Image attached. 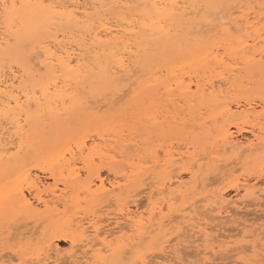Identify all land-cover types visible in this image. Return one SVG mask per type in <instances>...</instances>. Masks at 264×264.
I'll return each instance as SVG.
<instances>
[{
  "label": "bare ground",
  "instance_id": "obj_1",
  "mask_svg": "<svg viewBox=\"0 0 264 264\" xmlns=\"http://www.w3.org/2000/svg\"><path fill=\"white\" fill-rule=\"evenodd\" d=\"M122 1L124 0L120 2ZM120 2L119 0H0V62L3 61L5 57L15 59L16 47L13 42L18 43L24 37L33 36L38 29H42L45 26L48 27L54 18H57L58 22L66 21L72 22V24L83 25V30L78 31V35L74 34L67 36L70 34L66 35L63 33L64 37L60 39V41L50 37L52 40L50 41L49 39V42H46L50 44L44 47L46 51H42L43 54L46 52V57L43 56L45 60L41 63L43 64L42 66L46 68L47 74L45 73L46 76L44 78H40L41 85H38L39 87L37 86L39 93L31 89L29 90L30 92H26L28 86L23 83L25 75L17 76L12 72V75L7 77L8 75L2 73L5 72L2 71L3 68L1 70L2 72H0V222L2 220L4 222L2 224L0 223V238H2L0 239V245H4L3 247L5 249V245H10L9 247L11 248L7 246L10 250L15 247L14 250L17 251H12L16 254L15 258L17 257L22 261L20 264H27V260L29 259L32 262H30V264H49L50 262L51 264H58L60 259L66 256L70 264H78L83 259H85L84 264H107L112 261L116 263L121 261L123 257L122 254L125 252L127 254L131 250H134L137 245L145 240H152L155 237L154 234L162 227L163 221L154 222L153 217L147 218L148 216L146 217L143 215L144 218L142 213L139 215L138 211L135 210L134 212L128 206L130 203L136 204L137 202L131 194L133 193V188L152 178L150 167L146 166L150 164L151 160L148 163V158L142 160L141 156L137 155V163V160L134 158L135 156L130 154L131 150L128 151L130 144L124 145L121 148L117 146L119 142L118 139L122 138L120 132L126 127L124 123L122 125L125 127L120 124L122 127L121 129L118 124L122 121L124 122L127 115L121 111L123 109L117 107L116 101L113 100L106 105L104 104L105 107H107L105 111H102L103 108L100 106H97V108L95 107L97 109L96 113L100 114V118H102L105 123L102 130L99 133L97 132L101 140L106 143L103 147H91L90 145L91 148H89L86 139L87 137L92 138L94 134H88L85 139L76 140V150L72 149L71 144H68V142L64 146H59L55 151L50 150L47 153L45 152V155L44 153L42 155V153L35 148L36 146L33 148L35 140L39 143L43 135H38L37 131H35V127L32 125V120H34L35 117L30 110L33 101L38 104L41 112L43 111L44 113V110H47L50 113L60 116L70 114L73 110L86 109V103L80 99L78 94H75V88L79 83L83 85L86 80H91V78L95 79L102 86L101 88L99 87V93L104 92L106 86H113V89H120L119 84L122 80L130 83V81L134 79L135 60L137 61L138 59L140 62L141 53H144V56L145 54L148 55V52H150L149 49L151 48L150 46L158 42L161 37L167 36L168 38H172L175 42L174 46L176 49L185 46L187 55L181 58L179 62L173 61L166 63L162 68L163 70L157 69L156 71L150 72L148 80L139 83L136 79L135 82L133 81V85H129L133 87L134 84H140V89L136 98H142L143 100L148 98L151 102L148 103V100H145V102L139 105L138 112L136 111L137 113L134 117L136 119L139 116L136 121L139 120L143 123L150 121L155 126L179 123V118H177V116H170L167 115V113L163 115L160 114L158 107L161 103L149 99L151 92H156L157 88L162 86V89L165 90V94L170 97V99H168V103L170 104H173V100L179 97L181 99L183 98L187 104L196 103L199 107L205 106L212 110L215 116L212 117L216 123L214 127L211 125L213 128L210 127L209 124L207 125L209 127H207L205 125L207 123H201V129L203 131H201L200 134H205L208 137L212 136V138H214V142L217 146L216 150H222L223 155H225V157L227 156V159H225L227 162L231 160V157L234 162L240 161L241 156L245 154H250L251 156L256 155L260 150L264 149V127L262 126L259 127L257 124L251 125L250 134L252 135V139L248 138L243 142L240 141L241 139L239 140L237 138V135H242L245 130L243 127H240V125L238 126L235 124L234 121H230V118L226 120L227 115L233 117V112L231 107L222 102L227 94L224 92L225 89L223 90L222 86L215 83L217 80L223 79V72L225 71H227L230 76L229 78H231L236 71V66L239 64L244 66H258L264 63V0L256 3L254 7L251 6L254 5V3H249V0H149L148 2L146 0L145 3H142L144 6H142L141 9L139 8V10H136L137 5L134 6L136 11H133V9L129 10V16H125L124 11H119V13L116 11L118 8H121ZM230 2H232V8L231 6L230 8L236 9L233 11V14L236 12L239 13L238 16H234L233 18L231 17L232 14L226 16L228 10H223L226 14H222L223 11L221 10L225 4ZM125 4L129 3L125 2ZM139 5L141 6V4ZM245 6L248 7L244 8ZM106 7H109V9L113 11L112 14H115L114 16L119 19V21H117L118 23L112 24L109 22L110 20L102 19L106 17H100L103 15H101L100 12L103 13L109 10L106 9V11H101ZM125 10H127V8ZM126 12L127 11H125V14H128ZM95 15L99 16L95 17ZM114 16H112V19ZM116 20L117 19L114 21L116 22ZM216 29L221 31L222 36L217 39L215 38L213 43H209L204 36L211 31L214 32ZM59 32H61V30H59ZM44 45L45 44H43V46ZM51 46L54 47V49H52ZM220 50H222L223 53H220ZM39 52L41 53V50ZM42 53L41 57L43 55ZM144 56L142 55V58H144ZM138 61L137 64H140ZM13 64H18V62L13 61ZM164 71L166 75H168L167 80H162L160 78L161 75L163 76ZM191 73H194V76ZM187 75H189L188 80ZM225 76L226 75H224V77ZM219 77L221 79H219ZM22 83L24 87L20 86ZM25 86H27V88H25ZM80 86L81 85H79V88L81 89L82 87ZM79 88H76V93H78L77 90H79ZM95 92H97L96 89ZM124 93L123 96L118 97V102L119 98L123 100L122 97L124 98L127 96V91H124ZM146 103L150 105L148 106ZM144 105L147 106L144 107ZM165 105L167 106L166 102ZM95 108L93 107V109ZM40 109H37V111ZM236 110H239L237 115L256 117V115H254V106H252L249 100L245 101L243 108L240 103H237ZM36 114V117H38L39 113L37 112ZM219 116L223 118L221 123L217 122ZM187 117L188 116L185 118ZM194 117L196 118V116ZM180 123L185 125L182 119ZM130 126L131 125H127V127ZM197 128L199 127H194L196 130ZM233 128H236V130L234 131ZM117 129L121 131L116 132ZM109 131H111L110 133L112 134H109ZM128 131H131V129L128 128ZM124 132L125 131H122V133ZM33 134H35L34 139ZM107 136H112L113 142L116 145H109V139L108 141L105 139ZM180 140L181 139H179V141ZM113 142L110 141V144ZM94 143H96V141ZM141 144H139V147L137 146V148L140 149L136 148L135 150L141 152V149H143ZM197 144L199 143H196V145ZM140 145L142 147H140ZM203 146L201 145L200 147L202 148ZM210 146L211 145H206L205 148H209ZM132 147L133 146H131L130 149H132ZM141 154H143V152ZM33 155L36 156L35 160L38 165L36 167H40L38 170L43 172L45 178L47 177L53 180L51 184H44L42 181L43 179L41 180L38 175L35 176L36 174L33 176V174H31V169L23 171ZM179 156L180 157L176 159L174 155L168 153L165 159V165H167L166 168L170 170L162 176H153L152 180H158L153 181V184H151L154 185V182L155 184L156 182L159 184L155 194L157 193L163 196L162 200H165L166 203L163 205H167L165 210L167 209L168 213L172 214V216L181 217L183 222L180 224H182V226L185 224L186 227L184 226V228H188L187 231L189 236L192 237L193 240L195 239L194 241H201L204 245H207L209 248H207L209 250L208 253L212 252L216 254V252L226 251L230 247L232 250L231 244L234 240L238 239H233L232 242L228 241L231 236H229V234L223 235L219 233L221 230V228H219L220 225H217V227L213 224L214 227L210 224L213 221L210 219L212 217H209V220H211L209 223L206 217L207 214L212 212H217L214 217L216 218L217 215L218 217H222L219 218L220 220L224 218L223 215L229 217L231 213L236 212L238 207L235 203L236 201L232 202L229 201V199H227V201L225 198L226 194L223 191H214L212 194L204 192L207 187L206 182L208 181V178L205 177L202 172L204 170H202V164H204V162L198 164V169L196 170L194 167L197 166L194 165L193 167L192 165L194 162H191L192 166L190 165L189 167L186 165H179L182 164L179 163V161L183 158L185 159V157L189 160L194 159L193 154L187 151ZM202 157H204L203 154L201 159ZM219 157H221L220 154L217 159H219ZM199 158L196 160L194 159V161H201ZM205 158L206 157H204L203 160ZM207 158L208 161L212 160L209 157ZM220 160L222 162L224 158ZM220 160H218V162H220ZM145 161L148 164H143ZM233 161H230L228 164H234ZM210 163L209 165H212ZM238 163H235V165ZM219 165H221L219 166V169H221L222 164ZM157 166L158 164L156 167ZM237 168L235 167L234 169ZM180 169L190 174V183H185L182 179V175L177 174L183 173ZM219 169L216 166V169L213 170V172L217 173L216 176H222L223 174V171ZM103 170H107L109 176L112 174L113 178H104ZM178 170L180 171L178 172ZM175 171H177L176 174ZM256 173L259 179L260 177L262 178L264 174L263 165L259 166ZM228 174L225 173L222 177ZM216 176L214 178L216 181H219L221 178L217 180ZM211 178L210 176L209 183L211 182ZM174 181L178 183V186ZM213 181L216 183L215 180H212V182ZM174 183L177 186L175 188L172 187ZM190 184L192 185L191 187H189ZM145 185H148V183H144V186ZM200 188L202 192L199 193L197 190ZM143 189L144 188H142V190ZM242 189L246 192V196L250 198H264V186L259 187L257 183L251 184L246 182ZM236 190L239 191L241 189L236 187ZM137 192H141V189ZM153 194L154 190L149 191L148 195H146L147 200H151ZM191 194L192 196H202L200 200L197 198V200H195L203 204L198 205V207L195 205L196 201L193 200L195 204L188 206V209L186 207L180 209L176 207L177 199L181 198L182 201L187 202L189 199L188 196L191 197ZM136 195L137 193L134 196ZM130 200H132V202ZM145 201H142V203ZM114 204L118 205L120 208L119 213H117L114 219L111 217V219L108 218V220H114L113 223L110 222L112 225L115 224L117 226L115 228H118V236H115V234L117 235V231L115 232L112 229L105 230V226L102 223L104 219L98 215L100 211H104L105 208L111 207ZM163 205L162 208H160L161 205L158 208L161 213L163 212ZM208 209H211L212 212H206V217L205 215L203 217L204 212L202 210L207 211ZM157 211L158 210L153 212L154 214L152 215H158L159 213H157ZM177 213L180 215H177ZM5 217L12 222L7 221V219L4 220ZM214 217L212 219H214ZM228 217H226V219ZM86 219H89L87 222L88 226H85ZM175 220L176 219H174V221ZM104 221L107 220L105 219ZM7 222L9 226L5 225ZM238 222L240 223L241 221ZM3 224L6 228L2 227L4 226ZM243 224L250 226L245 223L240 225ZM107 225L110 227L109 224ZM216 227L220 229L217 230L219 231L218 233L215 231ZM3 229L6 230L3 231ZM233 229L234 228H230V230ZM256 230L257 229L254 230L255 232H249V235L251 234V237H255ZM178 231L180 232L181 229L179 228ZM187 231L183 233L186 237H188ZM239 232L240 230L238 233ZM2 236H4V238ZM179 236L180 235L176 236L177 239ZM170 240L167 239L165 243L168 245ZM256 240L254 241L252 238L249 240V247L254 250H256L257 244L260 242L257 241L258 243L256 244ZM56 241H69L70 249L63 252L60 250V247H58V244H56ZM157 241L153 243L158 245ZM194 241L191 242L192 244L190 241L188 243L193 245ZM250 241H254L252 245ZM235 243L236 242L233 243V246H235ZM236 244H238V242ZM246 245L247 244L241 246L245 247ZM141 247L143 246L141 245ZM238 247L239 245L235 249L233 247V250L238 249ZM249 247L247 246L246 248ZM2 248L0 247V251ZM167 248H171V246H167ZM250 248L248 249L249 251ZM180 249L171 248L169 251L163 250L157 256L159 264H181L183 255H181ZM240 249L241 247H239V250ZM80 250L82 254L79 256ZM199 252H202V250H199L198 253ZM134 253L137 264H147V258H149V256L147 257L146 254L139 250H136ZM211 254L209 255L211 256ZM1 255L0 264H5L7 260H3V256ZM259 255L261 254L259 253ZM10 257L12 258V256ZM185 257L184 261H186ZM65 259L64 261L61 260V264L67 261ZM148 261L151 262V260ZM229 262L227 264H229ZM8 263L12 264L10 261ZM206 263L207 262H205V264ZM254 263L257 264L258 260L257 262L254 261Z\"/></svg>",
  "mask_w": 264,
  "mask_h": 264
},
{
  "label": "rangeland",
  "instance_id": "obj_2",
  "mask_svg": "<svg viewBox=\"0 0 264 264\" xmlns=\"http://www.w3.org/2000/svg\"><path fill=\"white\" fill-rule=\"evenodd\" d=\"M120 1L121 0H119V2ZM148 1L149 0H147V2ZM125 2L129 3V4H125ZM145 2H146V0H124V1L120 2V6H121V8L126 7L127 10H125L126 8H123V9H121V8L119 9L118 8V10H116V11L118 13H119V11L120 12L124 11V15L125 16H129V13H128L129 10L133 9V11H134L135 10L134 6H137V5L138 6L136 7V10H139V8L141 9L142 6H144V4L142 5V3H145ZM259 2H261V0H249V3H251V4L254 3V5H251L253 7L255 6L256 3H259ZM231 3L232 2H230L228 4H225L222 7L221 10L222 11L223 10H225V11L228 10V12H226L227 13L226 16H228L229 14H232L231 17L233 18L234 16L235 17L238 16L239 13L236 12L237 14L236 13L233 14V11H235L236 9H231L232 8ZM139 4H141V6ZM122 5H124V6H122ZM230 6H231V8H230ZM246 7H248V6H245L244 8H246ZM229 8H230V10H229ZM106 9H109V7H106L105 9H103L101 11H106ZM256 10L258 11L257 7H256ZM125 11H127L126 13H128V14H125ZM112 12L113 11L110 10V9L107 10V12H103V13L100 12L101 15L102 14L104 15V16L102 15L100 17H106V18H102V19H108V20H110L109 22H111L112 24H116V23H118L117 21H119V19L116 16H114L115 14L113 15ZM223 13L226 14L224 11L222 12V14ZM99 15H95V17H98ZM105 15H108L109 18H108V16H105ZM111 15L114 16L113 19H112ZM124 15H122V16H124ZM114 18L117 19L116 22L114 21L115 20ZM211 18H213V17H211ZM57 20H58L57 18H54L50 22L49 25L47 24L48 27L45 26L42 29H38L39 32L36 31V33L33 36H31V37H24L18 43L13 42V44H15V47H16L15 59H11V58L5 57L6 61L4 59L3 61L0 62V63L3 62L2 64H0V72H2V71L6 72L7 71L6 73L2 72L5 75H8L7 77H9V75H12V72H14V74H16L17 76H19V75H21V76L23 75L24 76L25 75V77L23 78V81H24L23 83H24V85L28 86V90H26V92L27 91L30 92L29 91L30 89L32 91L35 90V91L38 92V87H39L38 85H41V81H40L41 79L40 78L41 77L44 78L46 76V74H47L46 68L43 67L42 66L43 64L41 63V62H43L45 60V58L43 56L46 57V52H45V54H43L42 51H46V49L44 47L46 45L48 46L50 44V43L47 44L46 42H49V39H50V41L52 39H58L57 41H60V39H63V37H64L63 33H65L66 35L70 34V35H67V36H71V35H74V34L76 35L78 33V31L83 30V25L82 24L80 25V24H75L74 23L75 24L74 25V24H72V22H66V21L62 22V21L59 20L60 22H62V23H60ZM53 29L54 30L56 29V30L54 31ZM59 30H61L62 33L59 32ZM217 31H219V30L216 29V30H214V32L211 31L210 33L205 35V36H207V37L204 36V38L207 39L206 41H208L209 43H213L215 41V38L216 39L220 38L222 36L221 31H219V32H217ZM67 32H69V33H67ZM50 37H52V39ZM174 43L175 42L173 41L172 38H168L167 36L166 37H161L158 40V42L154 43L153 46H150L151 48L149 47L150 48L149 49L150 52H148V55L145 54V56H144V53L143 54L141 53L140 62L137 59L138 63H140V64H137V61L135 60L136 63H135V66H134L135 67L134 68V72H135L134 79L132 81H130V83L128 81L122 80V82H120V84H119L120 89H113L114 88L113 86H108V87L106 86L105 87V91L99 93L98 90H99V87L100 88L102 87L101 84L95 79L91 78V80H90L89 79L90 77L88 78L89 80H86L85 84H83L84 86L79 83V85H81L80 87H82V88L80 89L79 85H78L76 88H79V90H77L78 93H76V88H75V94L76 95L78 94L80 99H82L83 102L86 103V105H85L86 109H84V110L83 109H77V110L71 111L70 114H66L64 116L63 115L60 116V115H56L54 113H50L47 110H44V113H43V111L41 112V109L39 108L38 104L35 101H33L32 104H31L30 110L32 111V114L35 117V119L32 120V125H33V127H35L34 129H35V131H37L38 135H40V134L43 135L42 138H41V141L39 143L37 142V140H35L33 148L36 146L35 148L38 149L39 152L42 153V155H43V153L45 155L48 151H50V150L51 151H55V149L57 150L59 148V146L60 147L64 146V145H66V143L69 142L68 144H71L72 149L76 150V146H77L76 140L85 139L86 136H88V134L89 135H93L94 134L92 136V138L94 140L91 137H87V139H86V141H87L86 143H87V145H89L88 146L89 148H91L92 146L93 147L94 146L95 147H100V148L103 147L106 143L103 140H101V138L98 136V133L102 130L103 125L105 123L102 120V118H100V114L96 113V111H97L96 108H97V106H100V107L103 108L102 111H105L107 109V107H105V105L108 102H111L113 100L116 101L117 107L123 109L121 111H123V113H125L127 115L126 119L124 120V122L122 121L118 125H120V124L122 125L123 123L125 124L126 127H127V125L128 126L131 125L130 127H127V128L122 125L123 127H125L124 129H122V127L120 125L122 131H125L124 133H122V131L120 129L116 130V132L117 131H121L120 132L121 133V137H122L121 139L123 140L122 141L119 138L118 139L119 142H118L117 146L121 148L124 145H129L130 144L133 147H132V149H130L131 146L129 145L128 151L131 150L130 154L135 156L134 157L135 159L137 158V155H140L142 160H146L148 158V163L151 160L150 164H148L146 161H145V163H143V162L142 163L143 164H148L146 166L150 167L152 178H153V176H162L163 174H165L167 171L170 170V169H167L166 168L167 165H165V159H166L168 153L174 155V157L176 159H178L180 157L179 155H181L183 152H187L188 151L189 153L194 155V159L195 160L198 159L199 156L200 155L202 156V154H203L204 157H206L204 160H203L204 157H202V159H201V156L199 158V159H201V161L200 160L194 161V159H190L189 160V159H187L185 157V159L183 158L182 160L179 161V163H182V164H179V165L180 166L186 165L187 167H189L191 165V162H194L192 165H193V167H194V165L197 166V167H194V169L197 170L198 169V164H202V162H204V164H202L203 165L202 166V170L204 169L202 172H203L204 176L208 178V181H209V177L210 176L212 178H214L217 175L216 172H213V170L216 169V166L219 169L220 168L219 166H221L219 164H222V168L219 169V170H222L223 174H225V173L228 174L229 173L230 175L229 174H228L229 176L228 175H224V177H222L223 174H222V176L221 175L220 176H216L217 180H218V178H221L219 181H216L215 178L214 179L211 178L212 180H215L216 183H214V181L212 182L211 179H210V181L212 183L211 182L209 183L207 181L206 182L207 183L206 184L207 187L205 188L204 192L210 193V194L214 193V191H216V192L217 191L225 192L226 200L229 199V201H232V202L236 201L235 203L238 206L237 207L238 210L236 209V212L235 213H231V215L229 217L223 215L224 218L221 219V220L219 218H222V217H218V215L216 216V218L214 217V215L217 214V212H212L211 209L210 210L208 209L207 211L202 210L204 212L203 217H204L206 212H208V213L212 212L210 214H207V217L205 215V217L208 218L207 219L208 223H209V221L211 222V220H213L210 223L211 225H213V224L216 225V226L220 225L219 228H221V230L219 228H217L218 227L217 226L215 231H217L219 229L220 232L217 231V233L219 232V233H222L223 235L224 234H226V235L229 234V236H231V237L228 239V241L232 242L233 239H238V240H234L233 243L234 242H236V243L238 242V244L235 243L234 245L236 247L239 245V247H241V249L239 250V247H238V249L233 250V247H234V249L236 247L233 246V243H232L231 244L232 250H231V247L228 249L231 252L226 250V251H223V252H221V251L216 252V254L212 253V252L208 253L209 252V250H208L209 248L207 247V245H204L201 241H198V242L194 241L195 239L193 240V238L189 236V233L187 231L188 228H184V226H185L184 223H183L184 226H182V224H180L181 222H183L181 217L172 216V214L168 213L167 209L165 210L167 205H163V204H166L165 200H162L163 196H160L157 193L155 194L156 189L159 187L158 182H156V184L154 182V185H152L153 181H157L158 179L152 180V178H150V179H148L149 181L147 180L146 182L148 183V185L152 183L151 185H149V186L145 185L144 186V183L147 184L146 182H144L142 184H138L137 186H135L133 188V193H131V194L133 195V198L136 199L137 202H136V204L135 203H130L128 206H129L130 209H132V211H134V212H135V210L138 211L139 215H141V213H142V216L143 215L146 216V217L148 216L147 218H149V217L152 218L153 217L154 222L163 221V225L154 234L155 237L152 240H145L146 242L145 241L141 242V244L137 245L134 248V250H131L127 254H126V252L124 254H122L123 257L121 258V261L116 262V263L114 261H112V262H108L107 264H137L136 263L137 261L135 260L136 256H135V253H134L136 250L142 251L144 254H146L147 257L149 256V258H147V264L148 263H150V264H156V263L159 264V261H158V258H157L158 254H160L163 250L169 251L171 248H178V249L181 248L180 249L181 250V255H183L182 256V258H183L182 260L183 261L181 260V264H205V262H207L206 264H210V263L211 264H214V263H216V264H219V263L225 264L226 263L227 264L229 261H230L229 264L231 262L233 264H241V263H243V264H250V263L251 264H256V263H254V261L257 262V260H258L257 264H264L263 263L264 262V254H263L264 253V250H263L264 249V229H263L264 228V206H263L264 198H259V199L250 198V197L246 196L247 195L246 192L243 191V189H242L243 185L246 182H249L251 184L257 183L259 185V187H263L264 186V174H263L262 178L260 177V179H261L260 180L258 178L259 177L258 174L256 173V171L259 168V166L263 165V168H264V149L260 150L256 155H252L251 156L250 154H245V155L241 156L240 161L238 160V161L234 162L233 158L231 157L230 158L231 160L230 159L229 160L231 162L233 161L234 164L231 163V165H229L228 163L230 161L227 162L225 160V159H227L226 158L227 156L225 157V155H223L222 150H220V151L216 150L217 146H216V144L214 142V138H212V136L208 137L205 134H200L201 131H203L201 129V123L202 124L207 123V124H205L206 126L209 124L210 127H212V126L214 127V124L216 122H214L215 120H213L214 119L213 117H215V116L213 115L214 113L212 112V110L210 108L205 107V106H200L199 107L196 103L187 104V103H185L183 98L181 99L179 97H176L173 100V104H170V103H168V99H170V97H168L165 94V90L162 89V86L158 87L156 92L152 91L151 95H149V99H153L154 101H157V102L161 103L160 106L158 107V109L160 111V114L163 115V114L167 113V115H170V116H177V118H179V120H178L179 123H174V124H171V125L163 124V125L155 126L150 121L144 122V123L142 121H139V120L136 121L137 118L139 117L138 115H137L138 117L136 116L137 117L136 119L134 118L136 113L138 112L137 110L139 108V105L142 104L143 102H145V100H148V98L144 99V100L142 98H136L137 95H138V91L140 89V84H138V83L134 84L133 87L132 86L130 87L129 85H133V83L135 82L136 79L139 81V83H142V82L148 80L149 77H150V75H149L150 72L156 71L157 69L163 70L162 68H163V66L166 63H170V62H173V61L174 62H179V60L181 58H183L184 56L187 55L186 50H185V48H186L185 46H181L180 49H176L175 46H174L175 45ZM43 44H45V45L43 46ZM151 45H152V43H151ZM42 48H44L45 50L42 49ZM51 48L54 49V47H52V46H51ZM38 50L39 51L41 50V53L43 54L42 57H41V53ZM221 52L223 53L222 50H220V53ZM142 55L144 56V58H142ZM13 61H17L18 64H13ZM239 65L236 66V71L233 73L231 78H229L230 77L229 74L227 73V71H225L223 73H224V75H226L225 76L226 78L223 75V79H222L223 81L222 80H217L218 79L217 78L216 79L217 82H215V83H217V85L222 86L223 90L225 89L224 92H225V94L226 93L227 94H226L225 98H223L222 102H223V104H225V105L227 104V106L231 107L232 112H233V117H230V116L227 115L226 120H228L230 118L229 119L230 121H234L235 124H237L238 126L240 125V127L244 128L245 131L243 132V134L242 135H237V138L239 140L241 139L240 141L244 142L248 138L252 139V135L250 134L251 125L257 124V125H259V127H261V126L264 127V63L259 64L258 66H256V65L244 66L242 64H239ZM2 68H3V70H2ZM8 71H9V73H8ZM164 74H165V76H164ZM164 74H163L164 77L160 74L162 76V77L160 76V78L162 80H164V79L167 80L168 79V75H166L165 71H164ZM192 75L194 76V73ZM139 76H141V77H139ZM188 76L189 75H187V80H188ZM224 78H225V80H224ZM219 79H221V78L219 77ZM23 83L20 86L24 87ZM17 85H18V83H17ZM27 86H25V88H27ZM31 86H34V87H31ZM29 87H31V88H29ZM36 87H37V89H36ZM95 89L97 90V92H95ZM124 91H127L128 94L126 93L127 96H125L124 98L122 97L123 100H121L119 98V102H120L119 103L118 102V97L119 96L120 97L123 96L125 94ZM231 91H232V93H231ZM108 94H110V95H108ZM119 94H121V95H119ZM176 99H179V100H176ZM246 100H249L252 103V106H254V109H255V114L254 115H256V117H258V118H256L255 116H250L249 117L248 115H237L238 112H239V110H236L237 109V103H240L242 105V108H243V105H245V101ZM165 102H166L168 107L165 105ZM148 103H151L150 100H148ZM148 103H146V104H148ZM149 105L150 104H148V106ZM145 106H147V105H144V107ZM93 107L94 108L96 107V108L93 109ZM37 109H40V110L37 111ZM172 109H174V110H172ZM235 111H236V113H235ZM37 112L39 113L38 117H36L37 116V114H36ZM174 113H176V114H174ZM181 114H183V115H181ZM185 115L188 116L187 118H191V119L185 118L186 117ZM182 116H185V117H182ZM194 116H196V118ZM44 118H46V119H44ZM181 119L185 122L184 123L185 125L180 123ZM196 119H199V120H196ZM222 119L223 118H220V116H219L217 122L221 123L223 121ZM165 125H167V126H165ZM193 125H194L195 128H196V126L199 127V128H197V130H196V129H194ZM207 127H209V126H207ZM128 128L131 129V131H128ZM136 128H137V131H136ZM233 130L235 131L236 128H233ZM110 132L111 131H109L108 133L112 134ZM95 135H97V136H95ZM34 137H35V134H33V139H34ZM105 139H107V141L109 139V141H108L109 145H112V146L116 145L113 142V137L112 136H107ZM179 139H181V140L179 141ZM135 140H137L139 142H137ZM212 140H213V142H212ZM93 141L94 142L96 141V143H94ZM110 141H112L114 144L113 143L110 144ZM141 143H143V144H141ZM161 143H163V144H161ZM196 143H199V144L196 145ZM74 144H75V146H74ZM139 144H141L143 146V149H141V152L139 150H135L137 148V146L139 147ZM192 144H193V146H192ZM90 145H91V147H90ZM141 145H140V147H142ZM163 145H164V147H163ZM201 145L202 146L204 145V146L201 148L200 147ZM206 145H211V146L209 148H207L208 146L205 148ZM212 145H213V147H212ZM188 147H190V148H188ZM195 147H196V149H195ZM137 149H140V148H137ZM163 150H164V152H163ZM172 151L175 152V153H173ZM142 152H143L144 155L141 154ZM145 152H146V154H145ZM210 152H212V153H210ZM219 154L221 155V157H219V159H217ZM197 155H199V156H197ZM31 157L32 158H30L27 166L23 169V171H26L27 169L28 170L31 169V174H33V176H34V174H36L35 176L38 175V177H40L41 180L43 179L42 181H43L44 184H46V183L47 184H51L53 182V180L50 179V178H47V177L45 178V175L43 174V172L38 170L40 167H38V168L36 167V166H38L37 162L35 160L36 156L33 155ZM207 157H209L212 160L208 161ZM214 157H216V158H214ZM222 157L224 158V160L221 162L220 159H223ZM228 157H229V155H228ZM158 160H159V163H158ZM218 160H220V162H218ZM136 162L138 163V160ZM238 162H240V163H238ZM209 163L212 164V165H209ZM235 163H238V164L235 165ZM157 164H158V166L156 167ZM233 167L234 168L238 167V168L234 169ZM164 168H166V169H164ZM180 170H182V172L184 171L183 169H180ZM180 170H178V172ZM228 170H230V171H228ZM209 171H210V174H209ZM102 172H103V177L104 178H106V179H109V178L111 179V177L113 178L112 174H110V176H109V173H108L107 170H105V171L103 170ZM217 172H219V171H217ZM176 173H177V171H175V174ZM177 174H181L182 175V179H183V181L185 183H190L191 182L190 174H187L185 172L177 173ZM83 176H84V174H83ZM225 176H227V177H225ZM85 177H82V178H85ZM223 178H225V179H223ZM175 183L178 186V183L177 182H175ZM175 183H174V186L172 185L173 188L177 187L175 185ZM260 185H262V186H260ZM191 186L192 185L190 184L189 187H191ZM60 187H62V186H60ZM145 187H147L148 189L145 188ZM236 187H239L241 189V190H239L240 192L236 190ZM142 188H144L146 190H144V189L142 190ZM140 189H141V192H137L138 190L140 191ZM151 190H154L153 198L151 200H147V196L146 195H148V192L151 191ZM200 190H201V188L198 189L197 191H199V193H200V192H202ZM135 191L137 193L136 196H134L136 194ZM190 196L191 197L188 196V198H189L187 200L188 203L182 201L181 198L177 199L178 201L176 202V207L179 208V209L186 207L188 209L189 208L188 206H190L191 204H195L196 203L195 204L196 206L203 204L200 201H198V202L196 201L197 199L200 200V198H202V196H195V195L192 196V194ZM137 199H139V200H137ZM193 200H195L196 202L193 203ZM130 201L132 202V200H130ZM142 201H145V202L142 203ZM247 201H248V203H247ZM158 202H160V203H158ZM245 203H247V204H245ZM250 204H252V205H250ZM259 204H261L262 206L259 205ZM136 205H138V206H136ZM160 205H161L160 208H162V205H163V212L162 213L160 212V209H158ZM153 207H155V208H153ZM119 209L120 208L118 207V205L114 204L113 206L107 207V208L104 209V211H100L98 213V215L101 216V218L103 217L104 220L106 219L108 221V222L104 221V220L102 221L103 225L105 226L104 227L105 230L106 229H112L115 232L117 231L116 232L117 235L115 234V236L119 235L118 228H115V227H117L115 224L112 225L114 220L111 221V220H108V218L111 219V217H112V219H114V217L117 216V213H119ZM155 209L158 210L157 213H159L158 215H160V216L152 215V214H154L153 212L156 211ZM107 213L108 214L111 213V214H109V216H108ZM177 215H180V214L177 213ZM209 217H212V218L214 217V219L210 218L211 220H209ZM217 217H218V219H217ZM226 217H228V218L226 219ZM14 218H15V216H14ZM155 218H156V220H155ZM6 219H7V221L12 222L7 217L4 218V220H6ZM174 219H176V220L174 221ZM228 219H230V220H228ZM86 220H85V223H86L85 226H88L87 222H88L89 219L87 221ZM217 220L218 221L220 220L219 221L220 224L219 223L217 224V222H218ZM238 221H241V222L239 223ZM248 221H250L251 224ZM0 223L1 224L4 223L3 220ZM110 223H111V225H110ZM242 223L249 224L252 227L244 225V224H243L244 226L240 225ZM8 224H9L8 222L5 223L6 226ZM107 224H109L110 227H108ZM5 225L2 226V227H5ZM233 226H235V227H233ZM253 226H254V228H253ZM179 228L181 229L180 232L178 231ZM230 228L231 229L234 228V229L230 230ZM255 229H257L256 233H255V237H251L250 236L251 234L249 235V232H251V231L255 232L254 231ZM4 230H6V229H3V231ZM229 230H230V232H229ZM237 230L238 231L240 230V232L238 233ZM186 231L188 233L187 234L188 237L184 236V234H183ZM177 234L180 235L178 237V239L176 237V236H178ZM232 235H234V236H232ZM249 236H250V238H249ZM262 236H263V238H262ZM2 237L4 238V236H2ZM233 237H235V238H233ZM251 238L254 239V241L257 239L256 240V244L260 241L259 244L261 246L259 244H257V248H258V249L256 248L257 251L254 250L253 248L249 247L250 246L249 240H251ZM0 239H2V238H0ZM167 239H169V240L171 239L170 243L168 245L165 243V241ZM155 240L156 241L158 240L157 241L158 245L153 243V242H156ZM188 240L190 241V243L194 241V243H193L194 246L190 245L188 243L189 242ZM254 241H250L251 245L253 244ZM56 244H58V247H60V250H62L63 252H65V251L70 249L69 241H66V242H64V241H56ZM244 244H247V245L245 247H243ZM141 245L143 247H141ZM241 245H243V246H241ZM3 246L0 245L1 248ZM7 246L8 245H5L6 249L4 247L2 248L3 250L1 249L2 252L0 251L1 252L0 255L2 254L1 256H3V260H5V259L7 260V262L5 264H10V263H8L9 261L12 262V264H20V263H22V261H20L19 258H17V257L15 258L16 254L13 252V251H17V250H14L15 247L12 248V250H13L12 251V250L9 249V248H11V247H9L10 245L8 246L9 248H7ZM167 246L168 247L171 246V248H167ZM247 246L250 248V251L248 250L249 248H246ZM244 249L245 250L247 249V250L245 251ZM199 250H202V252L198 253ZM127 251H129V250H127ZM80 252L78 254L79 256L82 254L81 250H80ZM258 252L262 255L263 259H262L261 255H259ZM9 253H11V254H9ZM12 253H14V254H12ZM190 253H193V254H190ZM5 254H7V255H5ZM185 254H186V257H185ZM209 254H211V256ZM217 254L218 255L222 254V255L218 256ZM225 254H226V256H225ZM4 255L5 256L9 255V256L5 257ZM191 255H192V257H191ZM230 255H231V257H230ZM10 256H12V258ZM213 256H217V257H213ZM184 257H185L186 261H184ZM212 257L214 259L215 258H217V259H215V261H214V259ZM65 258H63V259L61 258L58 264H61L62 261H64V259L67 260V256ZM222 259H224V260H222ZM225 259H227V260H225ZM148 260H151V262L148 261ZM196 260H198V261H196ZM27 261H28L27 264H30V262H31L30 259L27 260ZM239 262H241V263H239ZM79 263L84 264L85 263V259L81 260ZM49 264H51V262ZM63 264H70V262H68V260H67V261L63 262Z\"/></svg>",
  "mask_w": 264,
  "mask_h": 264
}]
</instances>
